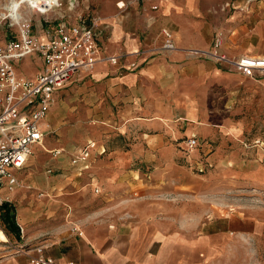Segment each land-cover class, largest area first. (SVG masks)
Returning a JSON list of instances; mask_svg holds the SVG:
<instances>
[{
  "label": "crops",
  "instance_id": "1",
  "mask_svg": "<svg viewBox=\"0 0 264 264\" xmlns=\"http://www.w3.org/2000/svg\"><path fill=\"white\" fill-rule=\"evenodd\" d=\"M153 3L156 4L154 9L150 8ZM115 5H104L101 14H96L89 22L93 23L99 59L89 72L75 75L55 91L54 97L63 95L64 107L61 102L50 105L45 120L51 124H48V133L53 132L55 114L72 112V103L79 100L81 114L93 117L98 109L94 102H98V106H102L101 114L97 113L101 124L90 123L88 126L102 132L114 131L130 141L129 149L107 151L104 145L95 144L85 161L86 166L72 164L73 151L69 158L67 151L72 149L75 141L83 140L79 133L80 123L74 122L64 130L68 150L62 152L59 146L47 148L42 137L36 144L42 150L41 156L43 151L49 153L57 147L60 152L49 156L52 167L72 170L71 177L86 175L87 181L82 187L87 184L91 191L97 187L94 193L100 192V186L103 190L117 191L137 185L139 171L124 167L135 158L162 166L166 174L168 170H175L176 175L182 173L175 160L180 151L183 153L185 136L194 135L202 141V150L209 152L210 173L222 175L217 181L225 174L224 182H246L264 187V139L255 144L253 138L252 143L247 144L243 120L227 112L234 90L229 83L240 79L241 74L226 70L209 57L189 52L191 48L207 50L212 30L219 27L225 33L220 47L224 54H263L264 0H130L123 7L116 5L117 12ZM244 7L246 16L242 13ZM38 25L33 30L42 36L46 25ZM163 28L170 31L174 43V48L169 51L160 48ZM119 52H123L121 62L134 61L135 65L118 69L104 58ZM20 62L38 65L26 69L27 66L21 64L23 71L17 72L26 76L33 75L41 64L35 54L21 58ZM89 140L87 138L83 144ZM47 143L54 145L56 141H50L48 137ZM31 154L17 169L21 170L19 177L47 187L51 180L34 171L41 156L35 165ZM92 154L98 156L95 174L91 169ZM58 156H62L60 164L55 161ZM175 180V185L182 188L189 184H184L178 177ZM62 183L61 180L49 187ZM23 185L11 188L0 185L6 189L0 194L1 199L10 201L17 196L12 203L14 222L21 228L15 233L0 222V238L7 240H0V264H31L29 258L34 251L30 248L36 244L43 245L42 252L52 257V264H169L178 259L177 255L173 259L170 257L176 253L177 246L184 244L179 227L174 225V230L168 232L159 220L149 217H183L182 202L177 203L179 199L170 213L156 205L153 214L145 207L133 212L128 210L127 217H139L133 221L77 224L62 218L68 213L54 215L56 208L67 205L62 198H28L27 192L32 186L30 183ZM42 196L41 192L38 197ZM227 216L242 217L237 214ZM20 245L23 248L18 250Z\"/></svg>",
  "mask_w": 264,
  "mask_h": 264
},
{
  "label": "rangeland",
  "instance_id": "2",
  "mask_svg": "<svg viewBox=\"0 0 264 264\" xmlns=\"http://www.w3.org/2000/svg\"><path fill=\"white\" fill-rule=\"evenodd\" d=\"M15 1L16 10L18 7V10H15L16 17L20 15L28 17L32 29L35 25L38 27L39 23L44 26L59 19L74 21L79 15L86 23H89L92 17L102 12L104 5H115L116 1H121L120 3L123 2L124 5L130 2V0H61L58 7L46 13H40L37 9L29 7L24 0ZM9 4L10 0H0V41L14 35V27L9 24L10 19H14L10 13L12 5ZM115 9L117 12L118 7ZM246 10L245 7L242 9L244 16H246ZM21 64L27 66L26 69L38 67L35 62L23 64L18 60L14 66L21 72L23 71ZM229 85L234 86V90L230 96V108L226 110L232 116L243 120L244 140L247 144H251L253 138L264 139V76L252 78L240 75V79L230 82ZM59 102L64 107L62 103H65V99L62 94L54 98V104ZM97 103L94 102L98 109L92 115L93 117L87 118L81 114L82 106L79 100L72 103L74 105L72 112L55 114L53 121L56 126L51 127L54 131L48 133L49 127H46L43 135L47 148L59 146L62 152H66L68 149L64 138L67 135L64 130L71 123L78 122L80 123L79 133L83 135V140L74 142L72 149L67 151V158L87 138L94 141L96 145H104L107 151L129 149L130 141L116 135L114 131L102 132L88 126L90 123L101 124L97 113L101 114L102 106H98ZM46 122L51 126L48 121ZM59 129H62V132H58ZM47 135L50 141H56L54 145H48ZM201 145L202 141H198L191 152H186L181 148L183 153L180 151L175 161L183 172L177 175L175 170H168L166 174L163 173L162 166L143 163L138 158L132 159L130 163L124 164V167L126 169L135 168L139 171L136 177L137 185L117 191L103 190L100 186V192L94 193L91 191V186L86 184L82 187V184L87 181L86 175L83 174L81 179L71 177L72 170L52 167L49 156L54 155L43 151L41 156L42 150L36 144L32 147L33 164L36 165L38 157H41H39V164L34 166V171L48 177L52 182L49 185L61 180L63 183L56 187L39 186L35 185L31 179L23 181L19 177L21 170H15L14 173L18 178V186H24L25 183L31 184L30 191L27 192L24 189L28 198H62L67 205L56 208L54 215L63 214L65 216V213H68L67 217L62 218L70 219L77 224L94 225L105 222L133 221L139 217H127L128 210L133 212L145 207V209L148 208L147 211L152 210L153 214L156 205L157 207L161 205L162 209L170 213L175 209L176 199H179L177 203L182 202L183 215L181 216L183 217H149L159 220L168 228V232L174 230V225H176L183 235L184 244L177 246L176 253L170 257L173 259L177 255L178 259L176 262L171 260L169 264H264V187H256L246 182L239 184L224 182L225 174L220 181H217L222 175L210 173L212 165L207 164L209 152L202 150ZM97 157L95 154L91 157L93 174H95ZM61 158L62 156L55 158L57 164H60ZM33 164L30 166L32 167ZM47 168L50 171H46ZM175 177H178V180L184 184H189H185L183 188L179 187L175 185ZM126 185L129 184L126 183ZM18 186L17 189H19ZM4 191H6L5 188H0V194ZM38 192H42L43 196L38 197ZM16 199L17 196L16 198L14 196L8 202L13 206L12 203ZM88 214L91 216L86 217ZM232 214L242 217L227 216ZM2 231L6 235L3 228Z\"/></svg>",
  "mask_w": 264,
  "mask_h": 264
},
{
  "label": "built area",
  "instance_id": "3",
  "mask_svg": "<svg viewBox=\"0 0 264 264\" xmlns=\"http://www.w3.org/2000/svg\"><path fill=\"white\" fill-rule=\"evenodd\" d=\"M24 1L40 13H46L61 4V0ZM116 5L121 6L118 1ZM150 8H156V4H151ZM9 24L14 27V35L0 41V185L6 184L11 188L18 184L14 171L25 164L32 153L33 145L39 143L46 132L48 123L44 118L54 101L55 91L75 75L89 72L99 59V54L94 39L93 23L86 24L80 15L74 21L67 19L53 21L44 27L42 36L33 31L28 17L20 15L10 19ZM161 34L163 36L161 50L173 49L170 31L163 28ZM224 35V30L216 27L212 30L207 50L191 48L189 52L209 57L226 70L238 72L243 76L252 78L264 76V53L228 56L220 50ZM31 54L39 57L40 68L31 76L17 72L14 63ZM122 54L123 52L112 53L104 58L118 69L132 68L135 62H121ZM253 141L255 144L262 143L259 138ZM197 142L194 135L186 136L182 149L191 152ZM94 145V141L89 140L76 148L70 162L86 166L85 161ZM49 152L57 155L60 149L52 148ZM46 171L50 169L47 168ZM93 191L96 192L97 187H94ZM40 194L41 192H38V195ZM2 200L0 198V202ZM73 228L79 231L78 228L74 226ZM18 229L21 230L20 227ZM42 247V244H36L30 248L34 251L29 258L31 264L53 263L52 257L44 255ZM22 248V245L18 246V250Z\"/></svg>",
  "mask_w": 264,
  "mask_h": 264
},
{
  "label": "trees",
  "instance_id": "4",
  "mask_svg": "<svg viewBox=\"0 0 264 264\" xmlns=\"http://www.w3.org/2000/svg\"><path fill=\"white\" fill-rule=\"evenodd\" d=\"M1 221L6 229L17 233L18 227L14 222L13 206L6 200L0 202Z\"/></svg>",
  "mask_w": 264,
  "mask_h": 264
},
{
  "label": "bare ground",
  "instance_id": "5",
  "mask_svg": "<svg viewBox=\"0 0 264 264\" xmlns=\"http://www.w3.org/2000/svg\"><path fill=\"white\" fill-rule=\"evenodd\" d=\"M120 3V2H119ZM123 3V2H122ZM121 4V3H120ZM9 5H12V8L10 9V13L12 14V16L14 18H16V11L18 10V7H17V10L15 8V5H17L16 1L15 0H10V4ZM123 5V4H122ZM16 10V11H15ZM8 15V14H7ZM5 241V240H3Z\"/></svg>",
  "mask_w": 264,
  "mask_h": 264
}]
</instances>
